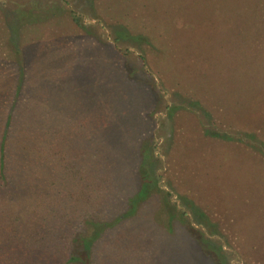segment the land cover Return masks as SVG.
<instances>
[{"label":"rangeland","instance_id":"obj_1","mask_svg":"<svg viewBox=\"0 0 264 264\" xmlns=\"http://www.w3.org/2000/svg\"><path fill=\"white\" fill-rule=\"evenodd\" d=\"M221 11L223 15H219ZM185 12L200 17L203 25L195 27V33L194 29L188 32L195 39L188 42L189 68L181 76H173L169 64L153 61L144 46L139 49L127 40L114 41L121 27L124 32L159 39H166L171 32L168 38L175 44L180 34L174 30H181L183 19L189 30ZM11 35L16 37L19 54ZM136 49L145 51L150 63L148 79L138 74L140 53ZM77 66L79 69L69 71ZM164 66L169 78L162 86L156 70ZM92 75L99 78L95 87L83 79ZM1 76H13L14 89L21 78L24 93L43 101L52 126L69 115L88 114L93 104L91 91L95 90L96 101L102 102L96 114L105 115L107 124L113 125L110 131L101 125L94 133V144L101 145L95 175L104 180L106 165L111 177L105 180L112 179L118 186L110 190L115 199L111 204H119L139 185L136 171L140 160L135 155L125 156L130 145L151 143L158 163L156 175L149 176L159 181L155 187L158 193L152 192L140 206L139 215L98 242L94 252L105 258L100 264H191L195 246L189 243L183 227L175 224L174 233L166 231L175 209H184V198L206 214L212 230L204 223L202 232L212 241L222 242L230 256L228 264H261L264 0H10L0 3ZM61 88H65L64 93ZM157 88L161 90L156 92ZM174 92L192 101L173 99L175 104L184 102L185 107H191L170 119L165 106ZM3 95L4 102L13 97L11 93ZM28 104L27 100L30 109ZM37 108L41 110L38 102ZM5 110L0 106V113ZM77 132L81 134L80 129ZM204 132L226 135L233 141L214 139ZM111 141L122 145L119 164L102 156ZM77 142L82 141L73 144ZM115 210L117 207L108 211L114 214ZM187 216L197 225L189 212ZM42 230L41 240H58L51 228L43 226ZM173 247L180 254L172 257ZM46 251L48 248L38 252L44 256ZM38 258L33 264H46L44 257Z\"/></svg>","mask_w":264,"mask_h":264},{"label":"trees","instance_id":"obj_2","mask_svg":"<svg viewBox=\"0 0 264 264\" xmlns=\"http://www.w3.org/2000/svg\"><path fill=\"white\" fill-rule=\"evenodd\" d=\"M183 14L188 21L189 27L187 28L189 30L187 31L184 27L186 23L183 19L181 30H174V32L180 34L175 44H171V39L168 38L172 37L171 32H169L166 39H159L152 35L147 36L149 37L147 38L140 34L129 33L126 29V32L121 31L123 30L121 27L116 31L115 36L117 37H114V41L117 42V38L127 40L130 43L137 44L139 49L144 46L146 50L148 49V52H151L153 61L169 64L172 66L173 76L174 74L175 76H181L189 68L190 50L187 49L188 42L190 44V41L195 39L188 32L194 29L195 33V27L198 28L203 25L201 24V18L197 15L191 12ZM219 15H223L222 11ZM237 18L239 19L238 16ZM241 20L239 23H242L241 26L244 27L245 24ZM74 21L78 24L75 19ZM210 27L212 28V24ZM170 30H173L172 26H170ZM10 39L19 54L20 49L17 47L16 37L11 35ZM136 52L140 53L138 54V60L141 71L139 70L138 74L140 76L145 75L148 79L151 77L149 71L151 68L148 69L147 67L150 63L145 58V51L136 49ZM92 59L91 56L90 61ZM68 64H71V62ZM68 64H63V66ZM78 67H74L69 71L79 69ZM156 72L163 86L169 78L167 75L168 70L164 66L158 68ZM129 73L132 74L133 71H129ZM70 75L74 76V74ZM92 76L93 78H81L89 80L95 87L96 83L99 85V78ZM163 76L165 77L163 78ZM21 81L20 78L17 84L18 89H15V92H17L15 93V95L17 94L16 98L18 96L22 97L23 85H21ZM0 82L1 90L4 93L9 94L12 92L11 83L7 79L4 82L0 79ZM159 90L161 89H155L156 92ZM91 93L93 97L91 111L88 114H79L76 117V122L72 121L70 123L72 131L70 138L68 136L64 137L63 152L57 147V151L54 149L51 152V158H44L45 162L50 160L47 164L51 167L42 171L39 170L37 164L38 154L42 151L39 148L40 140L45 136V126L40 121L41 114L32 108L25 110V112L20 109L16 113L17 103L5 102V104H8L6 106L3 104L6 110L0 113V264H33L34 261L39 260L38 257H44L46 264H100V260L105 258L100 259L94 252L98 242L105 239L111 230L124 221L139 215L140 206L151 197L152 192H156L155 187H157L159 181L156 177L149 176L150 173L156 175V165L158 163L157 157L153 155L151 143L130 145L131 150L125 156L135 155L140 160L137 163L136 171L139 185L133 194L124 197L121 202L118 201L119 204H111L115 199L110 190L114 186H118L113 183L112 179L105 180L111 177L110 169L106 165L103 167L104 180H100L95 175V167L98 166L95 159L96 156L100 155L101 145L96 146L94 144V133L96 128H100L101 125L103 130L108 131L113 128V125L109 126L107 124L106 121L109 120L105 115L96 114V108L102 107V102L96 101L95 90ZM32 98L33 96H31ZM175 98L180 100L185 98L192 101V99L179 93H172L169 98L170 104L165 106L166 117L170 119L178 112L188 111L187 106L191 107V104L187 103L185 107L184 102L175 104L173 102ZM96 102L100 105H97ZM157 105L158 102L156 101L155 107ZM154 109L156 111L157 108ZM76 128L80 129L81 134L77 132L76 135L74 130ZM204 134L214 139L233 141L232 137L226 135L209 134L208 132H204ZM68 140L71 143L70 147H66V144L69 143ZM75 140L82 142H77L74 145ZM111 143L109 144V150L104 151L102 156L106 160L111 159L112 163L114 160L118 161L119 164L121 163L119 155L122 154L120 153L122 145L118 141H111ZM79 144L85 146L78 148ZM53 154H57L56 156L60 157L63 163L54 162ZM118 164L117 167H119ZM86 168L88 176L85 175ZM118 169L119 173H122L120 171L121 167ZM150 180H154V182L150 183ZM109 204L111 205L108 210L117 207V210L113 211L114 214L106 209ZM120 204L122 205L121 208ZM183 204L184 209L180 211L176 208L173 216L168 219L166 231L174 233L176 230L175 224H180L183 227L184 234L190 237L189 243L195 246L192 263L195 261L196 264H228L227 257L229 253H225L223 250L222 242L220 240L212 241L202 232L204 226L201 225H205L204 223H206L208 230H212L206 214L189 199L184 198ZM188 212L190 217L196 219L193 220L197 222L198 226L200 225L199 227L194 222L192 223L195 226L192 225L187 216ZM43 226L51 228L52 235L58 236V240L45 238L41 240L40 237L44 234ZM90 227L93 228L91 232ZM211 233L213 232H210L209 235H213ZM41 248H48V251L44 252V256L38 252ZM175 249L177 248L173 247L171 250L172 257L180 254ZM258 254L261 264H264V252L259 251Z\"/></svg>","mask_w":264,"mask_h":264},{"label":"crops","instance_id":"obj_3","mask_svg":"<svg viewBox=\"0 0 264 264\" xmlns=\"http://www.w3.org/2000/svg\"><path fill=\"white\" fill-rule=\"evenodd\" d=\"M12 77L13 76H5V77H0V79L5 80L7 79V81L9 83H11V88H12V92L11 95L13 96L10 100H7L6 102L13 104L14 102L17 103L16 107H15V111L16 113H18L20 111V109H22L24 112L27 109L26 106V101H29V106L30 108L34 109L35 111H37L39 114H41V124L43 126H45V130H44V134L45 136H43L42 140H40V149L42 150L39 154H38V159H37V164L39 167V170L42 171L43 169H47L49 167H51L50 165H48L47 163L50 162V160H44V158H51V152L54 151V149L57 151V147L60 148L63 152V148H64V137L68 136L70 138V133L72 131V128H70V123L72 121L76 122V117L72 118L71 115H69L66 119H60L59 121H61V124H56L55 126H52L51 123L48 122V120L50 118H47V113L45 112V110L42 108L43 106V101L42 100H35V97H33L31 99V96H27V93H24V88H22L21 93H22V97L18 96L17 98L15 97V89H14V85L12 82ZM62 93H64L65 88L61 89ZM70 91V90H68ZM9 93V94H10ZM8 94L6 93V96ZM4 97L3 95V91L0 89V106L4 107L3 104L6 106L8 104H5L4 101L1 100V98ZM37 102L39 103L41 110L39 111L37 108ZM6 108V107H5ZM44 119V120H43ZM58 118H56L57 120ZM76 131V135H77V131L78 128L74 129ZM46 137V138H45ZM68 144H66V147H70L71 143L68 140ZM85 145L83 144L82 146H80L81 148H83ZM57 155V154H56ZM56 155L53 154V157L55 158L54 162H60L63 163L60 160V157H57ZM85 175L88 176V170L86 168V172Z\"/></svg>","mask_w":264,"mask_h":264},{"label":"water","instance_id":"obj_4","mask_svg":"<svg viewBox=\"0 0 264 264\" xmlns=\"http://www.w3.org/2000/svg\"><path fill=\"white\" fill-rule=\"evenodd\" d=\"M7 1H10V0H0V3H4V2H7Z\"/></svg>","mask_w":264,"mask_h":264}]
</instances>
